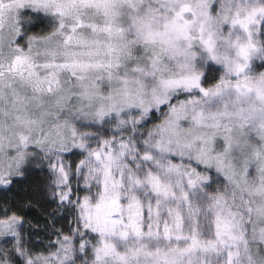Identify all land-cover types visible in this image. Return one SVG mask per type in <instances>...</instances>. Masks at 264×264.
I'll use <instances>...</instances> for the list:
<instances>
[{"label": "snow or ice", "instance_id": "6c2138e0", "mask_svg": "<svg viewBox=\"0 0 264 264\" xmlns=\"http://www.w3.org/2000/svg\"><path fill=\"white\" fill-rule=\"evenodd\" d=\"M0 264H264V0H0Z\"/></svg>", "mask_w": 264, "mask_h": 264}]
</instances>
